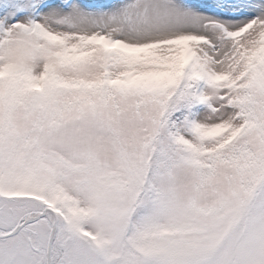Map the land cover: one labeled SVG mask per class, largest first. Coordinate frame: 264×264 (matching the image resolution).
<instances>
[{
    "label": "snow or ice",
    "instance_id": "6c2138e0",
    "mask_svg": "<svg viewBox=\"0 0 264 264\" xmlns=\"http://www.w3.org/2000/svg\"><path fill=\"white\" fill-rule=\"evenodd\" d=\"M0 264H264V0H0Z\"/></svg>",
    "mask_w": 264,
    "mask_h": 264
}]
</instances>
